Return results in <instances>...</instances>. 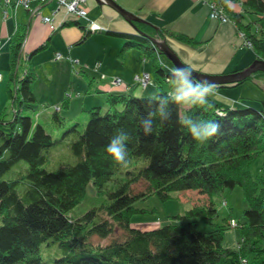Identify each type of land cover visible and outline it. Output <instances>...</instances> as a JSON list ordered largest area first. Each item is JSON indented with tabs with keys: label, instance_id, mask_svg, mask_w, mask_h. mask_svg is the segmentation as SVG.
Masks as SVG:
<instances>
[{
	"label": "trees",
	"instance_id": "16d2710c",
	"mask_svg": "<svg viewBox=\"0 0 264 264\" xmlns=\"http://www.w3.org/2000/svg\"><path fill=\"white\" fill-rule=\"evenodd\" d=\"M240 2L246 11L258 15L255 30L252 22L243 23L241 14L230 10L231 17L252 44L256 57L264 59V0ZM70 25L82 30L74 44L92 32L77 18L62 26ZM137 26L151 36L157 30L163 37L194 42L190 36L147 22ZM26 32V24H21L10 36L9 80L16 87L6 86L12 115L0 114V264H43L44 245H55L59 251L53 264H240L249 254L259 259L257 264H264V99L258 107L240 101L223 106L209 97V103L201 106L177 102L172 89L160 84L154 86L153 93L107 91L103 112L101 105L87 108L89 118L83 129L75 123L63 133L72 136L69 148L76 161L48 169L45 166L55 140L43 124L24 114L38 107L33 87L36 70L29 64V56L20 53ZM103 32L124 37L125 47L136 46L152 56L156 82H171L170 60L163 62L165 67L160 63L154 55L158 49L147 35ZM60 54L57 59H65L71 66L73 61L80 64L70 53ZM255 75H264V71L249 78ZM62 106H68V97L61 100ZM52 116L57 124H63L60 112L54 110ZM186 118L196 124L214 121L220 127L206 141H198L182 123ZM142 120L151 121V132H144ZM121 130L129 137L122 142L128 154L126 163L117 164L106 146ZM260 157L258 171L253 174L251 167ZM139 159L147 160L146 164L122 172L127 163ZM15 166L14 174L6 176ZM120 173L124 176L117 177ZM114 179V186L104 190ZM90 182L97 192L106 194L105 199L73 217L70 211L84 199ZM235 186L243 194L245 220L237 221L240 241L237 248H230L222 245L220 231L201 230L198 221L212 224L217 209L211 197ZM187 189L207 194L209 202L173 214L172 219L153 228L131 225L134 214L147 211L135 205L137 200L153 194L165 200L173 191ZM227 224L230 226L229 220ZM94 236L109 240L95 243Z\"/></svg>",
	"mask_w": 264,
	"mask_h": 264
},
{
	"label": "crops",
	"instance_id": "0c3cea01",
	"mask_svg": "<svg viewBox=\"0 0 264 264\" xmlns=\"http://www.w3.org/2000/svg\"><path fill=\"white\" fill-rule=\"evenodd\" d=\"M87 1L85 2L88 3L91 19L102 28H105L106 30L134 32L133 26L109 5H95L94 0ZM116 2L126 10L135 13L158 28L190 36L194 42L185 43L173 37H168L167 39L170 46L177 52L179 57L186 64L196 70L206 73L232 72L246 67L256 57L254 51H251L248 48L249 46L246 47L244 44V39L239 35L240 30L234 23L233 19L228 22H220L211 18L208 5L205 2L194 0H116ZM30 6L37 7L38 12L32 13L31 10L23 7V16H21V18L27 22V32L22 44V52L26 58L29 56V64L35 68L33 55L39 50L32 53L34 49L44 43L45 46L43 48H46L49 45L48 42H43L45 38L44 36H41L42 32H37L35 29L32 31V28L35 25L33 19L37 13L40 14L41 12V14L44 13L45 15H47V13H51L52 22L55 23V25L52 23L50 24H52L53 27H56L59 22L61 24H59L58 28H56V31L61 32L62 28L68 27L64 28L62 37L53 45L52 49H54V53L59 51L58 53H70L71 56L77 57L80 61V64L77 65L79 67H84L79 72V75L82 74L83 76H89L86 83V93L82 96L81 103H77L76 101L68 102V106L75 104L77 107L78 104H80L78 109L80 108L81 110H83L84 107L89 108L95 105L105 106L107 91H131L135 93V89H133L132 85L134 74L150 69L146 63L142 62V52L139 47H125L122 41L105 37L102 34H109L99 32L101 35L95 37L91 45H88L91 48L90 51L89 48L87 49V47H84L88 40L87 37L84 38L81 43L74 44L82 34V30L77 25L62 26L63 22L66 21V18L62 14H56L60 9L54 12V9L57 6V0H46L44 2L33 0L31 1ZM18 7L20 6H17L14 9V13L11 14L6 21L3 22V24H0V40L2 44L0 69L3 71V80L2 82L0 81V84L4 83L6 76L7 59L4 55L8 41L10 42V36L15 30V24L17 26L24 24V22H21L22 20L20 15L18 16ZM230 7L233 12L237 13L235 7L232 5ZM232 11L230 13H232ZM229 15L231 16V14ZM41 21L45 25L48 23L44 22L42 19ZM30 29L32 35H29ZM3 38H6L7 42L6 40L3 41ZM48 38L53 39L51 35H49ZM85 40L86 42H84ZM52 51L53 50L48 51L44 56V59L39 62L40 67L43 69L41 74L47 77L54 69H61L65 73L68 72L71 78L72 73L70 69H72V67L76 64L71 66L70 62L65 59H56L54 54H52ZM96 61L100 62L98 71H94V69H92V66ZM100 72L105 73L107 76L120 75L126 85L122 83L113 86L107 80L99 77ZM36 73L38 76L39 74L37 71ZM259 76V78H264L262 75ZM94 80H100L105 84L104 86H100V88L99 85H96L94 92H98L97 95L95 93H91L89 90ZM261 81L264 82V79H261ZM79 82H82V78L79 79ZM7 83L8 80L6 82V86ZM46 85L53 88L54 94L53 97L44 96V101L57 103V99L62 100L64 98L63 90H67L65 87L60 88L57 92V88H54L50 81H46ZM149 86L150 87L141 90L140 94L153 93L155 91L153 79ZM176 88L177 85H175V91ZM34 92H37V90L34 89ZM36 96L39 99L37 94ZM216 97L218 98L215 99L219 102L215 99L212 100L221 105L223 103L220 102H224L225 106H228L232 104L231 100L234 99L235 96H232V93H228L227 91H217ZM5 100L6 98L4 97L3 103ZM3 103L1 102V104ZM46 111L47 110L44 109L40 112L39 117ZM44 115L47 118V115ZM38 119L39 118H36L37 122H39ZM239 241L240 239L237 241V246ZM222 245L229 247L228 245H231V243L227 239L225 243L222 238ZM247 264H249L248 260Z\"/></svg>",
	"mask_w": 264,
	"mask_h": 264
},
{
	"label": "rangeland",
	"instance_id": "374dc122",
	"mask_svg": "<svg viewBox=\"0 0 264 264\" xmlns=\"http://www.w3.org/2000/svg\"><path fill=\"white\" fill-rule=\"evenodd\" d=\"M94 1H95V5H98L97 1L96 0H94ZM211 1L215 3V8L218 11L220 10L219 6L225 7V9L228 12L226 14H227L229 20L232 19V17L229 15L230 10H231L230 6L232 5L233 7H235V10L237 11V13L242 15L243 23L252 22L253 23L252 29L255 30L254 21L257 20L258 15L253 13V12L246 11V8L243 7L240 0H226L225 2L220 1V0H211ZM10 2H12V0H10ZM87 2H84V6H85V9L87 11V18L91 19L90 11H89ZM18 6H20V7H18L19 9L17 8L18 16L20 15V18H21V16H23L24 9L21 5H18ZM16 7H17V5L15 6L14 4H12V6H11V4H8L7 0H0V24H3V22H5L6 19L11 14L14 13V9ZM2 8H3V10H2ZM208 8H209V6H208ZM55 11H58V10H55ZM56 14L64 15L66 18L65 19L66 21L76 19L75 15H73V14L68 15L67 14L64 6L61 7L60 10ZM209 14H210V10H209ZM51 15H52L51 13H47V16H51ZM42 16H45V14L44 13L41 14V12H40V14L37 13L35 15V18L33 19L35 25L32 28V31H34V29H35V31H37V32H42L41 36H44V38H45L43 42H48V44H49L46 48L40 49L37 53H35L33 55V59L35 62L34 63L35 69L39 74L37 76L35 82H34V85H33L34 89L37 90V92H35V93L39 96L38 107L36 110L24 111V114L28 113L32 117L33 120H35L36 118H39L38 119L39 122L41 124H43L46 131H48L52 135V138L55 140L54 144L50 148L49 158H48V161H47L46 166H45L48 169H55L62 162L73 163L76 161V157L72 154V152L69 148V141H70L72 136H71V134L70 135L66 134L67 136H65L63 133L68 127L72 126L75 123H77L76 124L77 128L81 131L83 129V127L85 126L88 118H89V112L87 111V107H84L83 110H81L80 108L78 109L80 104H78L77 107L75 106V104H72V106H67V107L62 106V109H61V107H60L61 99H57L58 100L57 103H51L52 101H47V102L44 101L45 100V98H43L44 96L53 97V94H54L53 88L47 86L46 81H50V83L53 85V87L57 88V92L60 88L65 87L67 90H65V91L63 90V94H64V97H68V102L76 101L77 103H81V98L86 93V87H87L86 83H87V79H89V76H87V75L83 76L82 74L79 75V72L84 67H79L77 64L74 67H72V69H70L71 73H72L71 78H70V75L68 72L65 73L61 69H54L53 72L47 77H45V75L41 74V72H43V69L40 67L39 62L44 59V56L46 55V53L48 51L53 50L52 54H55L54 49H52L53 45L55 44V42L57 40H59L62 37L64 28H68V27H64L61 29L62 30L61 32H58V31H56L57 30L56 28H58L60 22L57 23L56 27L52 26V24L55 25V23H53V22H52V24L47 23L45 25L41 21ZM21 20H22L21 22H24V24H27V22L25 20H23L22 18H21ZM78 20H80L82 23H84L86 25L88 23L83 18H80V19L78 18ZM229 20H227V22ZM137 23L138 22H136V27L139 28L137 26ZM14 27L16 29L17 25L15 24ZM98 30L99 31L90 32V34L87 36L88 40L86 39L87 42H86V40L84 41V42H86V45H84V47H87V49L89 48L90 51H91V48L88 45H91V43L95 37H98L101 35L99 32L104 33L103 30H106V29L101 28V26L99 25ZM46 32H48V33H46ZM134 32L138 33V31L135 28H134ZM239 33H242V32L239 31ZM30 34H31V29H30L29 35ZM159 34H158V31L155 30L152 37L162 39V37L165 36V35L161 36ZM49 35H51L53 39H51V38L49 39L48 38ZM102 35L105 37H110L111 39H117L119 41H122V43H124L126 41V39L124 37H120V36L118 37V36H112V35L109 36V35H105V34H102ZM163 38L164 39L166 38V41L168 42V39H167L168 37H163ZM4 40H6V38H3V41ZM0 42H1V40H0ZM6 42H7V40H6ZM9 43L10 42L8 41V44H7L8 51H7V47H6L5 55H4V57L7 59V70H6L5 81H4V83L0 84V94H1L0 95V114L3 113V115H5L7 117H10L12 115L11 100L9 99V96H8L7 90H6L7 80H8L9 85L13 89H14V87H16V83L13 84L14 82L9 80V76L11 73L10 63H9ZM0 45H2V44L0 43ZM0 47H2V46H0ZM248 48L251 51H254V49L252 47L249 46ZM56 50H58V49H56ZM141 52H142V56H141L142 62L146 63L150 69L146 70V71L144 70L141 72H137L134 74L132 85H136L133 88V89H135V94H140L141 90H143L147 87H150L149 85L153 79L154 85L160 84L162 88H171L172 94L176 95V91L174 89L175 84H173L172 81L170 83L165 82L164 80L156 82L154 75L151 72V59H152L151 57L152 56L151 57L147 56L146 53H144L142 51V49H141ZM1 54L2 53L0 50V55ZM58 55L59 54L57 53V55H54V57L56 56V59H57ZM154 55H155V57H157V59H159L160 63H162L165 67V64L163 62H165V61L168 62L165 55L157 53V52ZM168 63H170L169 64L170 66L175 68L173 66V64L171 63V61ZM99 66H100V62L96 61L93 64L92 69H94V71H98ZM189 67H191V66H189ZM191 68L194 69L193 67H191ZM22 73H23V69H22V67H20V69L18 70V75L21 76ZM99 74L101 75L102 73L100 72ZM103 74H105V73H103ZM0 75H1L0 81L2 82L3 71H1V69H0ZM136 75H138V76H136ZM105 76L106 77L104 78V80H107L111 85H112V83H111L112 79H117L120 82V84L125 82L120 75L107 76L105 74ZM143 76H145L147 78V80L145 82L146 84L143 81H141V78ZM83 77H85V78H83ZM136 77H138V79H136ZM259 77L260 76L255 75V76H252V78H248V79L244 80L243 82H241L237 85L219 87V88H217V91H227L228 93H232V96L236 97V98L234 97V99L231 100L232 104L241 101L240 103H243V104H246L249 106L258 107L261 104V100L264 99V82L261 81V79H264V78H259ZM262 77H264V75H262ZM81 78H82V82H79V79H81ZM141 82H143L144 84H142ZM71 84H72V88H71ZM48 85H49V83H48ZM96 85H99V88H100V86H104L105 84L102 83V81H100V80H97V81L94 80L92 82L91 88L89 90L91 93H95L97 95L98 92H94ZM117 85H119V84H117ZM170 85H172V86H170ZM113 86H116V85H113ZM4 97L6 98V100L3 103ZM102 97H104V96H102ZM210 98L215 99L218 97H216V95H213ZM216 101H218V100H216ZM1 102L3 104H1ZM58 103L60 105H58ZM220 103H223L222 105L225 106L224 102H220ZM106 106H107V103H105V106L102 107V109H101L102 112L105 110ZM44 109L47 110L44 113L47 115V118L45 117L44 114L39 117L40 112H42ZM54 110L60 112V115L63 117L64 122L62 125L57 124L53 120L52 114H53ZM146 162H147V160H145V159H139L138 161L132 160L129 163H127L126 167L123 168L122 172H124V170L126 168L134 169V168H137L138 166H141V165L143 166L144 164H146ZM260 163H261V157L258 160H256L251 167V171L253 174H255L258 171ZM20 164L22 166H24L25 162L22 161V162H20ZM16 168H17V166H15L10 172H8L6 174V176H8V177L12 176L14 174V171L16 170ZM123 176H124V174L120 173V174H118L117 177H123ZM115 182H116L115 179L113 181L109 182L106 185V187L104 188V190L112 188L114 186ZM22 188L23 187H20L19 189L22 190ZM105 196H106L105 193L97 192V189L95 188V186L93 185L92 182L88 183L86 195H85L84 199L70 211V214L73 217L81 215L83 212H85L91 206L98 205L102 201H104ZM211 199L214 202V205L217 209V214L214 217L212 224L206 223L204 221H198L200 229L205 230V231H207V230L210 231V230L214 229V230L218 231V233L221 232L223 234L224 242L226 243V239H227L231 243V245H228V246L230 248H232V247L236 248L237 241H238V239H240L239 238L240 237V227L239 226L237 227L236 224H237V221L241 222V221L245 220L244 215H243L245 203H244L241 188L239 186H235L233 189H225L220 194H214L211 197ZM209 200L210 199H209V196L207 194H201L200 192H198L197 190H194V189H187V190H182V191H173L171 193L170 197L165 199V200H161L160 197L153 194V195H150L149 197H147L145 199H139L135 202V205L137 207L146 208L147 211L134 214L132 216V219H131V225L135 226V227L142 228V229L153 228L155 226H158V225L172 219V217H170L171 215L176 214V213L182 214V213H184L185 210H187L191 206H193L195 204H204V203L209 202ZM231 216H233L235 218L234 221L236 222V224L233 225L229 221L230 226H228L227 223H228V220ZM115 234H119V232H115ZM108 240H109V238H105L103 240L97 236H94L92 239V241L95 243H103V242H106ZM225 246L226 245H224V247ZM41 254H42V257L44 259L43 264H53V258L55 256L59 255V251L55 245H50V246L44 245L42 247ZM247 259H248L249 264H257L258 260H259L253 254H249L247 256ZM240 264H247V261H245V259H242Z\"/></svg>",
	"mask_w": 264,
	"mask_h": 264
},
{
	"label": "clouds",
	"instance_id": "9594fccd",
	"mask_svg": "<svg viewBox=\"0 0 264 264\" xmlns=\"http://www.w3.org/2000/svg\"><path fill=\"white\" fill-rule=\"evenodd\" d=\"M170 79L173 84L177 85L175 100L177 102H187L193 105H206L209 103L208 98L217 94V84L212 81L203 80L198 81L193 76L192 69L188 67H177L171 70ZM195 82V83H194ZM223 116L224 114H220ZM144 132L149 133L152 131L151 121L142 120ZM182 123L188 125V131L192 137L198 141H206L212 137L220 125L214 121H206L203 124H196L190 118H186ZM111 138L106 146V152L112 157L117 164L126 163L127 147L123 141L129 137L121 130Z\"/></svg>",
	"mask_w": 264,
	"mask_h": 264
},
{
	"label": "water",
	"instance_id": "95a60500",
	"mask_svg": "<svg viewBox=\"0 0 264 264\" xmlns=\"http://www.w3.org/2000/svg\"><path fill=\"white\" fill-rule=\"evenodd\" d=\"M96 1L99 5L101 4L109 5L115 11H117L128 23H130L138 31V33L147 35L148 38L151 40V42L157 47L158 52L160 54L165 55V57L171 61V63L175 68L188 67L192 69L191 67L188 66V64L182 61V59L177 55L175 50L170 46V44L166 41V39L164 38L158 39L152 37L151 35L147 34L146 32L136 27V22H147L151 24L150 22L142 19L140 16L136 15L133 12L126 10L115 0H96ZM155 28L157 27L155 26ZM21 52L22 49L20 50V53ZM258 70L264 71V59L258 57L254 58L246 67L227 73H206L196 69H192L193 76L198 81L208 80L215 82L219 86L220 85L230 86L241 83L244 80L248 79Z\"/></svg>",
	"mask_w": 264,
	"mask_h": 264
},
{
	"label": "built area",
	"instance_id": "2783aa9c",
	"mask_svg": "<svg viewBox=\"0 0 264 264\" xmlns=\"http://www.w3.org/2000/svg\"><path fill=\"white\" fill-rule=\"evenodd\" d=\"M7 1H8V4H11V5L12 4H14V5H22V6L26 7V8H28L29 10H31L34 13L38 12V8L37 7H31L30 6V2L33 1V0H12V2H10V0H7ZM36 1L43 2V1H46V0H36ZM85 1L86 0H57V6H56V9H54V12H55V10H58L61 7L64 6L67 13H70V14L75 15L76 17H80V18L85 19L88 22L87 25H86L87 28L91 29L92 31L98 30L99 25L95 21L87 18V11L84 8V2ZM194 1L207 3V5L209 6L210 17L211 18H214V19L222 18L225 21L229 20L227 14H226L225 7L219 6L220 10L218 11L215 8V3L212 2L211 0H194ZM42 20L44 22L52 23V17L51 16H47V15L42 16ZM249 45H250V47H252L251 43H249ZM0 50H1V47H0ZM58 54H59L58 57H60V53H58ZM136 76H138V75H136ZM105 77L106 76L103 73L100 75L101 79H104ZM136 79H138V77H136ZM0 80H1V75H0ZM146 80H147V78L145 76H143L141 78V81H143L144 83L146 82ZM143 82H141V83L144 84ZM111 83H112V85L120 84V82L117 79H112ZM234 219L235 218L232 217V218L229 219V221L231 223H234L235 222Z\"/></svg>",
	"mask_w": 264,
	"mask_h": 264
},
{
	"label": "bare ground",
	"instance_id": "6f19581e",
	"mask_svg": "<svg viewBox=\"0 0 264 264\" xmlns=\"http://www.w3.org/2000/svg\"><path fill=\"white\" fill-rule=\"evenodd\" d=\"M44 2V1H43ZM31 3V2H30ZM12 6V5H11ZM16 6V5H15ZM18 6V5H17ZM22 6V5H21ZM22 7H24V6H22ZM24 8H26V7H24ZM26 9H28V8H26ZM32 13H34V12H32ZM68 15H70V13H67ZM76 18H80V17H76ZM214 19V18H213ZM215 20H218V21H220V22H226L225 20H223L222 18H219V19H215ZM239 35L244 39L243 41H244V44L246 45V46H250L249 45V41L247 40V39H245V37H244V35H243V33H239ZM163 38V37H162ZM160 39V38H159ZM166 39V38H165ZM60 56H61V54H60ZM56 57V56H55ZM59 58V57H58ZM72 63V66L73 65H75V64H77V63H75L74 61L73 62H71ZM100 77V76H99ZM231 224H233V225H235L236 224V222H234V223H231ZM246 261V260H245Z\"/></svg>",
	"mask_w": 264,
	"mask_h": 264
}]
</instances>
